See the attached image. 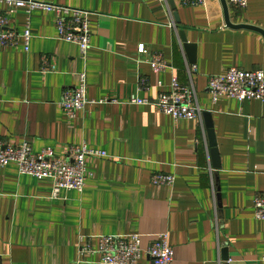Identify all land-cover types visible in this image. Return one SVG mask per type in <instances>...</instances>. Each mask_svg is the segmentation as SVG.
Listing matches in <instances>:
<instances>
[{
    "label": "crops",
    "instance_id": "1",
    "mask_svg": "<svg viewBox=\"0 0 264 264\" xmlns=\"http://www.w3.org/2000/svg\"><path fill=\"white\" fill-rule=\"evenodd\" d=\"M88 10L91 47L58 38L52 13L29 15V50L22 39L0 48V140L35 152L51 147L57 156L85 143L108 156L87 157L82 192L51 197L52 182L19 174L10 162L0 169V264H101L97 253L80 254L98 235L140 234L146 248L167 233L171 264H264V220L252 202L264 192V101L224 96L212 101L209 75L232 67L264 71V38L254 30L227 28L219 0L183 6L175 0H38ZM234 24L264 31V0L228 6ZM174 12L179 23H175ZM18 9L11 25L23 30ZM195 45L190 63L179 31ZM143 44L148 51L141 53ZM151 53L170 66L154 72ZM192 82L200 118L175 120L152 104L125 102L140 83L154 100L169 90L172 76ZM53 69L44 71L42 67ZM85 73L91 100L68 118L59 106L65 89ZM203 112H209L220 167L211 166ZM172 174V185H154L153 174ZM143 256L140 264H148Z\"/></svg>",
    "mask_w": 264,
    "mask_h": 264
},
{
    "label": "built area",
    "instance_id": "2",
    "mask_svg": "<svg viewBox=\"0 0 264 264\" xmlns=\"http://www.w3.org/2000/svg\"><path fill=\"white\" fill-rule=\"evenodd\" d=\"M163 1L167 2V0ZM178 1L183 6H194L203 4L205 0ZM225 1L228 6L237 9H243L247 6V0ZM18 9H23L28 17L21 32H18L11 25V17ZM36 9L52 13L58 38L76 44L82 57L87 54L91 47L90 12L38 0H0V48L12 47L18 39H22L24 50H29L32 38L29 15ZM138 50L144 54L148 53L143 44L138 47ZM147 62L154 72L170 69V66L159 53H151ZM42 69L51 71L53 66L51 68L44 66ZM195 71L196 66L188 67L187 72L190 78L188 84H181L175 76H172L169 90L159 94L154 100L139 94L145 86L140 83V86L129 94L125 102L152 104L160 112L175 120L200 118L201 109L197 103L191 78ZM207 92L212 101H216L220 96L238 101H264V71L262 69L244 70L232 67L224 73L209 75ZM118 101L108 98L102 100L89 99L86 95L85 73H81L79 84L63 91L59 106L68 118H74L77 112L83 110L87 105ZM107 156L105 151L90 148L85 143L68 147L67 154L60 157L55 154L51 147H44L35 152L31 143L27 141L19 146H14L0 140V169L13 162L16 164L19 174H26L38 179H50L52 198H58L64 190L82 192L89 174L86 158H104ZM174 180V175L162 173L153 174L150 178L154 185L170 186ZM252 208L254 217L258 220H264V192L254 197ZM96 237L98 240L97 248L93 249L91 244L87 243L80 247V254L97 253L101 264H140L144 255L149 257L148 264H171L173 261L174 253L168 242L167 233L156 234L146 248L142 247L140 234H101Z\"/></svg>",
    "mask_w": 264,
    "mask_h": 264
},
{
    "label": "water",
    "instance_id": "3",
    "mask_svg": "<svg viewBox=\"0 0 264 264\" xmlns=\"http://www.w3.org/2000/svg\"><path fill=\"white\" fill-rule=\"evenodd\" d=\"M222 11H223V16H224V24L225 27L227 28H233V29H249V30H254L256 32H259L263 38H264V31L256 26L253 25H248V24H234L230 20V15H229V8L225 0H219ZM169 4L172 9H175V0H169ZM174 20L175 23H179V19L177 16V13L174 12ZM179 36L180 40L183 43V48L188 54V59L190 63H194V51H195V45L188 43L184 34L183 30L179 31ZM203 120H204V125L206 128L207 132V138H208V145H209V155H210V161H211V166L213 169H218L220 167V161H219V154L218 150L216 147V142H215V137H214V131H213V125H212V118L209 112H203L202 114Z\"/></svg>",
    "mask_w": 264,
    "mask_h": 264
}]
</instances>
